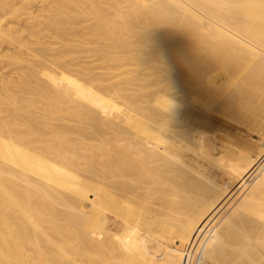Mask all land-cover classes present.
<instances>
[{
  "label": "bare ground",
  "instance_id": "6f19581e",
  "mask_svg": "<svg viewBox=\"0 0 264 264\" xmlns=\"http://www.w3.org/2000/svg\"><path fill=\"white\" fill-rule=\"evenodd\" d=\"M240 116L255 155L214 128ZM188 244L264 264V0H0V264Z\"/></svg>",
  "mask_w": 264,
  "mask_h": 264
},
{
  "label": "rangeland",
  "instance_id": "374dc122",
  "mask_svg": "<svg viewBox=\"0 0 264 264\" xmlns=\"http://www.w3.org/2000/svg\"><path fill=\"white\" fill-rule=\"evenodd\" d=\"M239 118H241V119H239ZM248 119H244V118H242L241 116L240 117H238L237 118V120H229L230 121V124H232L233 125V127H230V126H226L225 124H220V126H219V124H215L214 125V128L216 127V128H218L219 129V127H222V128H220L219 130L222 132L220 135H221V137H223L224 138V135H225V139H228L229 138V141H232L237 147H239V148H242V149H248V150H250V148H251V150H250V152H251V154H253V155H255V154H257L258 153V149H260V147H261V140L259 139L260 138V136L257 134V133H255V132H252V131H250V130H252V129H250L251 128V126L249 127V125L248 124H253V122H251L250 120H248ZM244 121H247V122H244ZM249 122V123H248ZM245 124H247V126L245 125ZM38 129L39 130H41V131H48L47 129H49V127L48 126H38ZM223 130V131H222ZM218 133H220V132H218ZM227 133V134H226ZM228 137V138H227ZM232 139V140H231ZM254 140V141H253ZM253 142V143H252ZM256 142H258V143H256ZM245 143H248V144H246L245 145ZM243 144H244V146H243ZM251 144V145H250ZM242 145V147H240ZM245 146H248V148H246ZM260 146V147H259ZM259 147V148H258ZM255 150V151H254ZM258 150V151H257ZM257 152V153H256ZM235 183V184H234ZM236 185V181H234V182H231L230 183V188H232V187H234ZM241 191H243V189L241 188L239 191H238V195H236L237 197L235 198V200H234V202H233V204L231 205V206H229V208H227L223 213H222V215L220 216V218L217 220V222H216V224H215V228L216 227H219L221 224H222V222H223V220H224V218L230 213V211L232 210V207H233V205L234 204H236L237 202H238V200L240 199V197L242 196V194L244 193V191L243 192H241ZM155 196V195H154ZM157 201V200H156ZM157 203V202H156ZM155 203V204H156ZM154 204V205H155ZM159 205V206H158ZM156 206H157V208L154 206V210H155V213H157V214H159V216L160 217H162V214H163V212H164V210H165V208H164V206H163V204L162 203H157L156 204ZM163 206V207H162ZM162 208V210H160ZM182 209H184L183 207H182ZM192 209V208H191ZM191 209H189V211L187 210V208L185 209V210H187L188 211V213L190 212H192L191 211ZM181 210V209H180ZM187 211H185V213H187ZM189 213V214H190ZM185 215V214H181L180 216H181V219L179 220V219H176V220H178V221H176L175 220V223L177 222V224L178 225H180L181 223H183L182 221H184V219H186V218H188V217H183V216ZM179 216V217H180ZM178 217V218H179ZM182 218H184V219H182ZM181 222V223H180ZM246 226H247V223H246V221L245 220H243V219H240L238 222H237V224H236V227H235V229H234V232H237V231H240L242 234H246ZM168 229V228H167ZM167 229H166V231H167ZM215 230V229H214ZM213 230V231H214ZM173 235V234H172ZM176 235L174 234L172 237H175ZM170 243V244H169ZM168 244L169 245H173L172 244V242H168ZM226 249L227 250H230L231 249V246H232V244H231V242L229 241L226 245ZM179 248H183V247H179ZM92 249V248H91ZM96 249H98L99 251L101 250V253H99V252H96V251H98V250H96ZM91 254H93V256L91 255ZM94 254H97V255H95L94 256ZM89 255L91 256L90 258V260H89V262H91V263H89V264H99V260H98V258H103L104 257V253H103V249L102 248H96L95 247V251L93 252H89ZM72 257H77V258H82L83 256H81V255H78V254H75V255H73ZM241 258V259H240ZM235 261V263H233V264H246V262H245V260L242 258V257H236V256H234V257H232L231 256V259L229 258V261L231 260L232 262H234L233 260ZM239 259H240V261H239ZM98 260V261H97ZM230 261V262H231ZM231 262V263H232ZM244 262V263H243Z\"/></svg>",
  "mask_w": 264,
  "mask_h": 264
},
{
  "label": "built area",
  "instance_id": "2783aa9c",
  "mask_svg": "<svg viewBox=\"0 0 264 264\" xmlns=\"http://www.w3.org/2000/svg\"><path fill=\"white\" fill-rule=\"evenodd\" d=\"M184 253L182 264H203V244H199L196 247L188 244Z\"/></svg>",
  "mask_w": 264,
  "mask_h": 264
}]
</instances>
